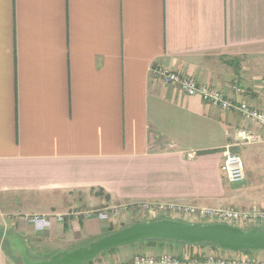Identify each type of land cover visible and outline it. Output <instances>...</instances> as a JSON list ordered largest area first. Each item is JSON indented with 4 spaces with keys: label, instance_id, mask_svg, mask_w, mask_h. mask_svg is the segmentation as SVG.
I'll return each mask as SVG.
<instances>
[{
    "label": "crops",
    "instance_id": "0c3cea01",
    "mask_svg": "<svg viewBox=\"0 0 264 264\" xmlns=\"http://www.w3.org/2000/svg\"><path fill=\"white\" fill-rule=\"evenodd\" d=\"M158 66L264 110V0H0V228L31 257L85 245L111 223L93 211L116 203L264 206V128L165 84ZM238 127L260 140L236 144ZM227 148L241 181L221 169ZM209 252L232 253L145 240L103 264ZM0 264H17L1 240Z\"/></svg>",
    "mask_w": 264,
    "mask_h": 264
},
{
    "label": "built area",
    "instance_id": "2783aa9c",
    "mask_svg": "<svg viewBox=\"0 0 264 264\" xmlns=\"http://www.w3.org/2000/svg\"><path fill=\"white\" fill-rule=\"evenodd\" d=\"M153 73L165 84L175 85L186 95L199 96L204 102L223 110H233L239 113L244 119L253 122L256 126L264 128V110L258 109L244 101L232 100L216 86L208 85L189 74L163 67H154ZM235 92L240 93L242 89L236 83L233 84ZM264 97V88L262 91ZM233 138L236 144L253 143L260 140L259 134L250 128L238 127L233 131ZM193 153H189L192 156ZM221 169L228 180L233 182L241 181L244 178L243 162L241 157L229 148L224 152V159ZM100 220L110 222L120 220L123 215H143L152 216L154 219L163 215L178 220L190 218L194 222H225L237 225L238 222L244 224L264 225V206L251 205L248 208L208 207L195 205L174 200H136L128 203H116L107 207L98 208L93 211ZM90 212L85 211V215ZM59 220L63 215L57 214ZM36 230H43L51 224L50 218L44 214H34L27 217ZM225 250V249H224ZM228 251V250H226ZM232 251V250H230ZM232 253H201L192 256L189 264H264V255L237 254ZM181 259L175 254H136L127 261H115L110 264H180Z\"/></svg>",
    "mask_w": 264,
    "mask_h": 264
},
{
    "label": "water",
    "instance_id": "95a60500",
    "mask_svg": "<svg viewBox=\"0 0 264 264\" xmlns=\"http://www.w3.org/2000/svg\"><path fill=\"white\" fill-rule=\"evenodd\" d=\"M10 247L17 251L23 264H82L102 251L132 244L148 238L186 241L191 244L212 242L229 250L264 249V228H242L225 222H187L173 218L135 221L70 250L58 251L46 258H31L18 236L5 234Z\"/></svg>",
    "mask_w": 264,
    "mask_h": 264
},
{
    "label": "rangeland",
    "instance_id": "374dc122",
    "mask_svg": "<svg viewBox=\"0 0 264 264\" xmlns=\"http://www.w3.org/2000/svg\"><path fill=\"white\" fill-rule=\"evenodd\" d=\"M244 160V159H243ZM245 165H247V163H246V161H245V163H244ZM160 218H170L168 215H163V216H161ZM150 219H154L152 216H150V215H148V217H144L143 215H134V216H131V217H126L125 215H123L122 217H121V219L120 220H114V221H112L111 219H110V225H109V229H106V230H104L102 233H100L98 236H94V237H92V238H88L86 241H85V243L84 244H87L89 241H91V240H93V239H96V238H98V237H100V236H102V235H104V234H106L109 230H111V229H117V228H119V227H123V226H126V225H128V223L130 224L131 223V220H136V221H145V220H150ZM156 219V218H155ZM186 220L185 221H187V222H194L192 219H190L189 217L188 218H185ZM135 222V221H134ZM113 223V224H112ZM126 224V225H125ZM237 225L238 226H240V227H242V228H250V226H254V227H257V228H260L261 226L264 228V225H260V224H250V223H247V224H244V223H242V222H238L237 223ZM6 234H8V233H6ZM1 240V243L3 244V246H4V248H5V250H6V252L9 254V255H12V257H13V259H14V261L17 263V264H23L22 263V260H21V258L19 257V255L17 254V253H14V250L10 247V244L8 243V241L7 240H5V239H0ZM156 240H163V239H156ZM143 241H145V240H140V241H137V242H135V243H133V244H130V245H137V244H139V243H141V242H143ZM167 241H169V240H167ZM78 246H81L80 244L79 245H74V246H72V247H64L63 249H58V251H61V250H70V249H72V248H75V247H78ZM117 247H119V246H117ZM117 247H115V248H117ZM115 248H112V249H109V250H106V251H103L102 253H100V254H97L96 256H94V258L92 259V261L90 262V263H88V264H91V263H94V262H99L100 264H103L104 263V261H106L107 260V254L108 253H110L111 251H114L115 250ZM260 250H264V249H260ZM58 251H56V252H58ZM232 251H242V250H232ZM256 251H259V250H251V251H249V252H256ZM27 252H28V255L29 256H33L32 254H31V252H30V250L28 249L27 250ZM55 252V253H56ZM243 252V251H242ZM52 254H54V253H44V257L46 258V257H49L50 255H52Z\"/></svg>",
    "mask_w": 264,
    "mask_h": 264
},
{
    "label": "trees",
    "instance_id": "16d2710c",
    "mask_svg": "<svg viewBox=\"0 0 264 264\" xmlns=\"http://www.w3.org/2000/svg\"><path fill=\"white\" fill-rule=\"evenodd\" d=\"M122 227V226H121ZM121 227H119V228H121ZM124 227V226H123ZM250 227H254V226H250ZM119 228H117V229H119ZM260 228H263L262 226L260 227ZM117 229H111V230H109L107 233H109V232H112V231H114V230H117ZM2 239H5V240H7L8 241V243H9V238H7L6 236H4ZM146 241H154V240H156V239H154V238H148V239H145ZM164 240H167V239H164ZM169 241H172V240H169ZM177 242H182V243H186V244H188V245H202V244H211V245H213V246H218L217 244H215V243H212V242H200V243H195V244H191V243H189V242H186V241H177ZM218 247H220V246H218ZM113 248H115V247H113ZM221 249H225V248H222V247H220ZM110 249H112V248H110ZM109 250V249H108ZM225 250H229V249H225ZM242 251H244V252H249V251H251V250H247V249H243ZM103 252V251H102ZM102 252H100V253H102ZM14 253H17L18 254V252L17 251H15L14 250ZM99 253V254H100ZM196 254H199V253H196ZM19 255V254H18ZM19 257H20V255H19ZM31 257V256H30ZM31 258H33V257H31ZM94 258V257H93ZM93 258H90V259H88V260H86L85 262H83L82 264H88V263H90L91 261H92V259Z\"/></svg>",
    "mask_w": 264,
    "mask_h": 264
},
{
    "label": "flooded vegetation",
    "instance_id": "af4514ba",
    "mask_svg": "<svg viewBox=\"0 0 264 264\" xmlns=\"http://www.w3.org/2000/svg\"><path fill=\"white\" fill-rule=\"evenodd\" d=\"M6 234V233H5ZM10 244V243H9Z\"/></svg>",
    "mask_w": 264,
    "mask_h": 264
}]
</instances>
